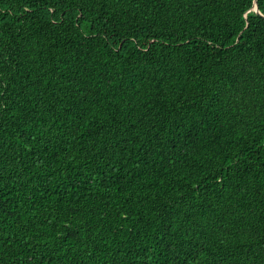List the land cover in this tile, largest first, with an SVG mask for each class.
I'll return each instance as SVG.
<instances>
[{
	"label": "trees",
	"instance_id": "16d2710c",
	"mask_svg": "<svg viewBox=\"0 0 264 264\" xmlns=\"http://www.w3.org/2000/svg\"><path fill=\"white\" fill-rule=\"evenodd\" d=\"M263 15L0 0V264H264Z\"/></svg>",
	"mask_w": 264,
	"mask_h": 264
},
{
	"label": "water",
	"instance_id": "95a60500",
	"mask_svg": "<svg viewBox=\"0 0 264 264\" xmlns=\"http://www.w3.org/2000/svg\"><path fill=\"white\" fill-rule=\"evenodd\" d=\"M252 9H253L256 13L261 14L260 11L258 10V7H257V5H256V2H254ZM261 15H262V14H261ZM263 16H264V15H263Z\"/></svg>",
	"mask_w": 264,
	"mask_h": 264
}]
</instances>
